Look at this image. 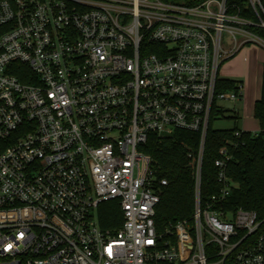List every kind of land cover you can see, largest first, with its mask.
<instances>
[{"label": "built area", "instance_id": "built-area-1", "mask_svg": "<svg viewBox=\"0 0 264 264\" xmlns=\"http://www.w3.org/2000/svg\"><path fill=\"white\" fill-rule=\"evenodd\" d=\"M246 43L264 49V0H0V264H264L227 146L202 190L214 108L243 95L219 69ZM177 130L200 139L194 211L159 232L167 179L143 147Z\"/></svg>", "mask_w": 264, "mask_h": 264}, {"label": "trees", "instance_id": "trees-1", "mask_svg": "<svg viewBox=\"0 0 264 264\" xmlns=\"http://www.w3.org/2000/svg\"><path fill=\"white\" fill-rule=\"evenodd\" d=\"M239 7L247 0H233ZM237 53V52H236ZM235 54L229 58L234 57ZM240 81L220 78L219 91H237ZM225 109L214 108L204 147L202 162L203 195L217 189L215 160L220 149L227 146L231 157L227 174L235 183L227 204L231 209L243 207L255 211L264 218V63L262 69L261 94L254 104V117L258 120V132L243 131L240 138L235 131L239 115L230 116L234 126L229 129L213 128L217 116L224 117ZM200 146L199 135L177 130L169 137L159 139L152 135L143 150L153 160V169L159 178H166L167 185L161 187V199L156 207L155 223L159 232L171 223L190 220L194 211V185ZM103 227L117 228L121 222V210L116 202H106L99 209Z\"/></svg>", "mask_w": 264, "mask_h": 264}, {"label": "rangeland", "instance_id": "rangeland-1", "mask_svg": "<svg viewBox=\"0 0 264 264\" xmlns=\"http://www.w3.org/2000/svg\"><path fill=\"white\" fill-rule=\"evenodd\" d=\"M228 40V35L224 37ZM238 41L242 38L238 36ZM232 58L222 61L219 69V78H228L240 81L242 83V98L236 101L220 100L218 105L225 109L224 117L217 116L213 121L215 129H229L234 126V120L229 118L238 114L239 120L237 126L240 129L249 131L259 130L260 125L254 117V104L260 97L261 91V73L264 63V49L254 43H246L239 49Z\"/></svg>", "mask_w": 264, "mask_h": 264}, {"label": "crops", "instance_id": "crops-1", "mask_svg": "<svg viewBox=\"0 0 264 264\" xmlns=\"http://www.w3.org/2000/svg\"><path fill=\"white\" fill-rule=\"evenodd\" d=\"M262 69H263V65H262ZM261 84H262V73H261ZM260 94H261V91H260ZM243 130V129H242ZM245 130V129H244ZM245 131H249V130H245ZM259 130H254V131H251V132H258Z\"/></svg>", "mask_w": 264, "mask_h": 264}]
</instances>
